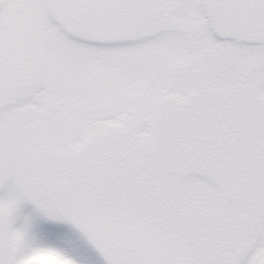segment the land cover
I'll list each match as a JSON object with an SVG mask.
<instances>
[{
    "label": "snow or ice",
    "instance_id": "6c2138e0",
    "mask_svg": "<svg viewBox=\"0 0 264 264\" xmlns=\"http://www.w3.org/2000/svg\"><path fill=\"white\" fill-rule=\"evenodd\" d=\"M88 253L264 264V0H0V264Z\"/></svg>",
    "mask_w": 264,
    "mask_h": 264
},
{
    "label": "rangeland",
    "instance_id": "374dc122",
    "mask_svg": "<svg viewBox=\"0 0 264 264\" xmlns=\"http://www.w3.org/2000/svg\"><path fill=\"white\" fill-rule=\"evenodd\" d=\"M29 212H31L30 208L23 209L24 214H28ZM53 227L58 226L53 225ZM77 264H98V261L94 254L88 253L87 255L78 257Z\"/></svg>",
    "mask_w": 264,
    "mask_h": 264
},
{
    "label": "clouds",
    "instance_id": "9594fccd",
    "mask_svg": "<svg viewBox=\"0 0 264 264\" xmlns=\"http://www.w3.org/2000/svg\"><path fill=\"white\" fill-rule=\"evenodd\" d=\"M36 224H37V226H42V225H46L47 222L46 221H42V220H38V221H36Z\"/></svg>",
    "mask_w": 264,
    "mask_h": 264
}]
</instances>
